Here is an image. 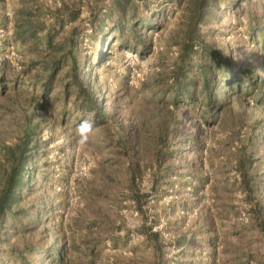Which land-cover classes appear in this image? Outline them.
Returning a JSON list of instances; mask_svg holds the SVG:
<instances>
[{
	"label": "rangeland",
	"instance_id": "rangeland-1",
	"mask_svg": "<svg viewBox=\"0 0 264 264\" xmlns=\"http://www.w3.org/2000/svg\"><path fill=\"white\" fill-rule=\"evenodd\" d=\"M193 3L0 0V264H264V0Z\"/></svg>",
	"mask_w": 264,
	"mask_h": 264
},
{
	"label": "trees",
	"instance_id": "trees-1",
	"mask_svg": "<svg viewBox=\"0 0 264 264\" xmlns=\"http://www.w3.org/2000/svg\"><path fill=\"white\" fill-rule=\"evenodd\" d=\"M206 5V0H194L193 7L191 9V12L189 14L188 23H187V30L184 37L183 44L181 46V53L179 56V61L183 63L187 58H189L192 54L193 47L195 44H202L200 35L198 33V25L201 19V14ZM208 51L211 52V60L213 63V67L216 68L217 72H221L224 75L222 76V82L225 80V75L229 72V60L225 56H221L217 51L208 48ZM177 71H180V74H183V65H180L177 67ZM209 67L202 72V85H201V93L205 94L209 100L211 97V87H212V80L211 76L208 74ZM73 83L76 86V95L78 98H81V106L85 109L91 110L94 109L95 111H102V109L99 107L97 98L93 96L91 90L88 86L85 85L84 79L79 77V68L77 66H73ZM177 72V73H178ZM179 74L175 77L176 83L175 86L176 90H179L181 88V82L180 79H178ZM236 76H234L230 80V85L235 86L238 85ZM8 84L6 81V78L3 75H0V101L2 100V97L4 95H7L6 91L8 89ZM103 117L107 118L108 114L106 112H103ZM94 119V116L92 117ZM25 136L22 138V141H20V144H18V151L15 156L12 158V163L10 166V170L6 175L3 188L0 192V217L3 214L4 211L8 210L11 212L9 207V199L12 195V191L14 186L20 182L22 173L24 171V167L26 165V162H24L25 157V151L28 149V133H24ZM261 230L264 233V222L261 223ZM62 254L57 255L56 259L61 260Z\"/></svg>",
	"mask_w": 264,
	"mask_h": 264
}]
</instances>
